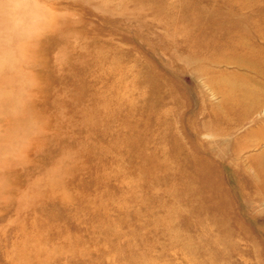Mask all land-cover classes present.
<instances>
[{
	"label": "rangeland",
	"instance_id": "obj_1",
	"mask_svg": "<svg viewBox=\"0 0 264 264\" xmlns=\"http://www.w3.org/2000/svg\"><path fill=\"white\" fill-rule=\"evenodd\" d=\"M0 264H264V0H0Z\"/></svg>",
	"mask_w": 264,
	"mask_h": 264
},
{
	"label": "bare ground",
	"instance_id": "obj_2",
	"mask_svg": "<svg viewBox=\"0 0 264 264\" xmlns=\"http://www.w3.org/2000/svg\"><path fill=\"white\" fill-rule=\"evenodd\" d=\"M256 86V85H255ZM258 87H259V85H258ZM257 90V89H256ZM253 91V90H252ZM256 96V95H255ZM259 96V95H258ZM257 99H259V97L257 98ZM254 102V101H253ZM256 103H257V101H256ZM258 103H259V101H258ZM255 104V103H254ZM250 108V107H249ZM253 111V110H252ZM248 115V114H247ZM238 121H239V119H238ZM262 167V166H261Z\"/></svg>",
	"mask_w": 264,
	"mask_h": 264
}]
</instances>
